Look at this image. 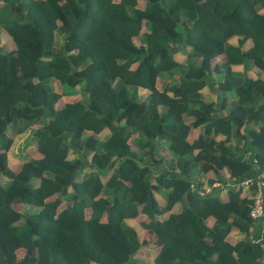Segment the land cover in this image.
I'll use <instances>...</instances> for the list:
<instances>
[{"label":"trees","instance_id":"obj_1","mask_svg":"<svg viewBox=\"0 0 264 264\" xmlns=\"http://www.w3.org/2000/svg\"><path fill=\"white\" fill-rule=\"evenodd\" d=\"M2 29L13 47L0 38V264H148L142 246L155 264H264L250 214L264 171V0H0ZM214 74L217 101L201 91ZM27 130L15 169L8 151ZM162 149L173 158L157 171ZM199 173L252 183L222 199L193 189ZM139 214L142 238L128 222Z\"/></svg>","mask_w":264,"mask_h":264},{"label":"rangeland","instance_id":"obj_2","mask_svg":"<svg viewBox=\"0 0 264 264\" xmlns=\"http://www.w3.org/2000/svg\"><path fill=\"white\" fill-rule=\"evenodd\" d=\"M63 36L61 34H55V41L56 43H59L60 39L62 38ZM0 38H1V42H2V45L5 49H9V48H12L13 47V41L10 37V34L8 32H6L5 30H1L0 32ZM135 41L138 43V39L137 37H134ZM232 39V38H231ZM235 39H233L234 41ZM188 50V48H185L182 50L181 53H176L175 56L177 57V59L180 60V57L182 58L183 56H181V54H183V52H186ZM180 55V56H178ZM218 60L222 59V56H218ZM216 59V58H215ZM233 69H242L244 68L243 66L241 65H233L232 66ZM248 72L251 74V76H254L256 77L257 75H263L262 71L260 68H258L257 66H250L248 67ZM220 77L216 74H214L209 80H208V85H206V87H203L202 88V92L205 93V98L206 99H213V100H218L219 99V96H220V93L222 90H219V87L221 86L220 85ZM57 85H58V90L61 89V86L59 84V82L57 81L56 82ZM219 86V87H218ZM80 88L77 86V87H73L72 90L74 92H78L76 90H79ZM146 89L145 88H141L140 90V93H143ZM213 90V91H212ZM214 90H216L218 92L217 93H213ZM80 91V90H79ZM72 97H74L73 95H71ZM252 124V122H251ZM32 132L33 130H27L25 133H22V134H19V135H16L15 138H14V141L8 151V160H9V163L10 165H12L15 169L18 168V166L21 164V161L20 159L18 158V155L21 154L22 152V148H23V145L26 144L28 142V139L31 137L32 135ZM190 133L192 135H196L198 133V129L197 128H190ZM136 136V134H131L130 136V142H134V137ZM30 142V141H29ZM32 144V145H31ZM27 149L30 153L31 156H36V155H39L38 154V151L35 147V145L33 143H30L27 145ZM160 155H163L164 158L166 159L164 163H159L157 164L155 167L157 168V171H160L162 170L164 167H167L168 166V163L167 161L170 159L169 156L170 155V152L168 150H164L162 149L161 151L158 152ZM172 157V156H171ZM173 158V157H172ZM264 173V171H262ZM207 175L209 174H202V173H199L198 175H196V177H199L201 176L200 180L203 179V182L206 181V178H207ZM222 175L223 177L226 178V175H227V172L226 170H222ZM246 188V186L242 187V190H244ZM17 207L19 208H22V204H17L16 205ZM143 216H138V220L135 219V218H130V220H128V222H130L132 225H134L138 231H139V235H140V238H142V234H143V228L139 225L138 221L140 218H142ZM258 221V220H257ZM151 234V231H149V229L146 231V236L147 238H150ZM21 254V251L19 252H16V256L19 257V255ZM154 254H155V249L154 248H150L148 246H142L139 251H138V254H136V257L137 259L141 260V261H144V262H147L148 264H155L154 261H153V257H154Z\"/></svg>","mask_w":264,"mask_h":264},{"label":"built area","instance_id":"obj_3","mask_svg":"<svg viewBox=\"0 0 264 264\" xmlns=\"http://www.w3.org/2000/svg\"><path fill=\"white\" fill-rule=\"evenodd\" d=\"M248 156H250L253 163L257 162V158L253 155L252 150L247 151ZM264 173L259 172L256 175V179L254 181V192H253V202L251 204L250 214L255 219V221H259L260 225L264 229ZM251 177H245L239 180L228 179L226 183L215 182L212 185L207 183V180L203 182L202 187H199L198 183L195 180H192V187L196 189L199 194H208L211 192L213 187H220L226 190V186L229 185L235 189H242L243 186H250L252 183Z\"/></svg>","mask_w":264,"mask_h":264},{"label":"crops","instance_id":"obj_4","mask_svg":"<svg viewBox=\"0 0 264 264\" xmlns=\"http://www.w3.org/2000/svg\"><path fill=\"white\" fill-rule=\"evenodd\" d=\"M180 56V55H178ZM181 58V57H180ZM217 60L219 59L218 57L216 58ZM262 75V74H261ZM254 77V76H253ZM213 91V90H212ZM213 93H217L218 92L216 90H214ZM220 98V96H219ZM219 100V99H218ZM217 101V100H216ZM252 126V124H251ZM245 127H243V131H245ZM189 133H190V130H189ZM191 134V133H190ZM192 135V134H191ZM195 135V134H194ZM252 150V149H251ZM171 158V156H169ZM244 187V186H243ZM250 189V186H247L244 190H243V193H248ZM214 193H218L220 198L222 199H226L227 198V191L225 189H222L220 187H213L211 192H209L208 194H214ZM157 196V195H156ZM158 197V196H157ZM160 198V196H159ZM140 216H143L141 214H139ZM138 215V216H139ZM138 216L135 218L138 220ZM251 237L254 239V240H259V241H263L264 242V229L262 228V226L260 225L259 221H255L254 225L252 226V233H251Z\"/></svg>","mask_w":264,"mask_h":264},{"label":"water","instance_id":"obj_5","mask_svg":"<svg viewBox=\"0 0 264 264\" xmlns=\"http://www.w3.org/2000/svg\"><path fill=\"white\" fill-rule=\"evenodd\" d=\"M63 145H65V143L63 142ZM139 161V160H138ZM140 162V161H139ZM141 163V162H140Z\"/></svg>","mask_w":264,"mask_h":264}]
</instances>
